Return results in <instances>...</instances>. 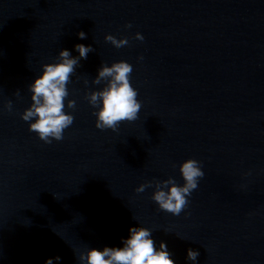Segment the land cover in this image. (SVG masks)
I'll return each instance as SVG.
<instances>
[{
  "label": "water",
  "instance_id": "water-1",
  "mask_svg": "<svg viewBox=\"0 0 264 264\" xmlns=\"http://www.w3.org/2000/svg\"><path fill=\"white\" fill-rule=\"evenodd\" d=\"M76 43L92 50L67 83L74 120L46 143L21 118L29 85ZM121 59L141 108L99 129L98 69ZM189 157L204 176L173 215L152 193L183 183ZM136 224L176 264H193L190 247L196 264H264V0H0V264H81Z\"/></svg>",
  "mask_w": 264,
  "mask_h": 264
},
{
  "label": "clouds",
  "instance_id": "clouds-1",
  "mask_svg": "<svg viewBox=\"0 0 264 264\" xmlns=\"http://www.w3.org/2000/svg\"><path fill=\"white\" fill-rule=\"evenodd\" d=\"M78 36L83 39L86 33L81 30ZM135 37L144 39L139 31L135 33ZM105 39L117 48L128 43L127 37L118 39L111 33L106 34ZM74 49L78 52V57L73 56L68 48H62L58 53L59 59L44 64L41 73L29 85L32 104L24 110L21 118L29 121V131H35L46 143L62 139L64 130L74 120V116L64 110V100L68 95L67 83L79 59L87 57L92 45L76 43ZM132 69V64L123 59L110 65L103 64L98 69L95 82L107 79V84L102 89L93 91L90 96V103L99 105L94 113L97 128L116 130L121 122L137 118L141 101L130 80ZM73 104L74 101L68 102L69 107ZM179 172L183 183H176L173 177H169L159 182L152 193V199L158 207L173 215H179L187 206L188 197L204 176L201 161L194 157L184 159L179 164ZM146 186L142 183L136 191L141 192ZM198 255L197 249H187L186 258L193 261V264H196ZM53 259L59 261L61 257H48L45 264H53ZM79 260L81 264H176L167 242L161 240L157 244L152 236V229L139 224L129 226L128 235L121 238V245L88 247L80 253Z\"/></svg>",
  "mask_w": 264,
  "mask_h": 264
}]
</instances>
